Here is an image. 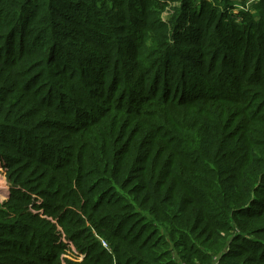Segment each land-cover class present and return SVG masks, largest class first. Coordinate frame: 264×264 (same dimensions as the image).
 Wrapping results in <instances>:
<instances>
[{
  "label": "trees",
  "instance_id": "obj_1",
  "mask_svg": "<svg viewBox=\"0 0 264 264\" xmlns=\"http://www.w3.org/2000/svg\"><path fill=\"white\" fill-rule=\"evenodd\" d=\"M241 1L0 0V264H264Z\"/></svg>",
  "mask_w": 264,
  "mask_h": 264
},
{
  "label": "rangeland",
  "instance_id": "obj_2",
  "mask_svg": "<svg viewBox=\"0 0 264 264\" xmlns=\"http://www.w3.org/2000/svg\"><path fill=\"white\" fill-rule=\"evenodd\" d=\"M254 0H246V1H241L237 2V4L241 7V10H245V6H250L253 3ZM245 8V9H244ZM0 183L3 185L7 184L6 177L0 174ZM2 194H0V201H3L4 199L1 198Z\"/></svg>",
  "mask_w": 264,
  "mask_h": 264
},
{
  "label": "built area",
  "instance_id": "obj_3",
  "mask_svg": "<svg viewBox=\"0 0 264 264\" xmlns=\"http://www.w3.org/2000/svg\"><path fill=\"white\" fill-rule=\"evenodd\" d=\"M255 1H258V0H254L253 2H255ZM101 241H102L103 246H104L105 248H108V243H106V242L103 241V240H101ZM219 261H220V257L217 256V257L214 259V264H220Z\"/></svg>",
  "mask_w": 264,
  "mask_h": 264
}]
</instances>
